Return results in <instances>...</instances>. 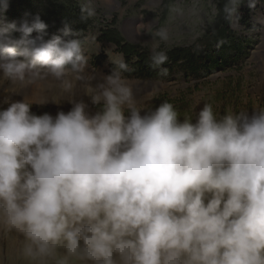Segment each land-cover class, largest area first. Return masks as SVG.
Segmentation results:
<instances>
[{"label":"clouds","instance_id":"9594fccd","mask_svg":"<svg viewBox=\"0 0 264 264\" xmlns=\"http://www.w3.org/2000/svg\"><path fill=\"white\" fill-rule=\"evenodd\" d=\"M81 12L96 15L92 0ZM47 27L0 24V235L20 238L26 264H264V107L197 100L182 117L139 94L123 60L87 72L82 39Z\"/></svg>","mask_w":264,"mask_h":264},{"label":"rangeland","instance_id":"374dc122","mask_svg":"<svg viewBox=\"0 0 264 264\" xmlns=\"http://www.w3.org/2000/svg\"><path fill=\"white\" fill-rule=\"evenodd\" d=\"M165 0H92L96 15L90 17L93 25L88 31L84 53L87 59L86 71L99 77L107 74L116 66L117 61H126L112 44L100 41L102 29L117 20L116 27L133 44L152 52L165 51L174 47H190L202 39L212 25L218 9V0H178L170 10L165 22L161 20L160 9ZM81 4L84 0H80ZM250 17L253 28L249 29L236 21L234 31L244 39L246 52L242 61L230 69H221L210 77L191 80L184 72L167 78L144 80L123 75L141 95L147 96L151 105L160 103L161 98L177 104H186V111L195 117L199 110L197 100L215 103L217 109L242 110L252 107H264V0H254ZM160 28L168 31V40H161L156 33ZM106 55L108 60L100 66H94V56ZM79 95H83L82 91ZM5 93L0 89V107ZM13 100L22 99L21 95H12ZM85 100L88 98L85 96ZM70 105L48 103L43 106L33 104L36 114L58 110L67 111ZM92 111H95L92 108ZM20 238L13 235H0V264H26L21 255Z\"/></svg>","mask_w":264,"mask_h":264},{"label":"trees","instance_id":"16d2710c","mask_svg":"<svg viewBox=\"0 0 264 264\" xmlns=\"http://www.w3.org/2000/svg\"><path fill=\"white\" fill-rule=\"evenodd\" d=\"M178 0H165L161 9V20L165 22L169 16L172 5ZM254 0H218L217 15L208 28L206 35L195 45L190 47H174L165 50L168 59L163 65L156 66L152 63L151 53L138 45L129 43L122 33L117 29V20L107 25L101 31L100 41L115 46L119 53L125 58L128 65L126 75L131 78L144 80H155L167 78L184 72L191 80H201L210 77L218 70L233 68L245 57L244 39L234 31L235 22L238 21L245 27L252 29L253 24L250 17L251 7ZM234 6L235 11L231 17L225 13V6ZM39 14L41 19L48 25L47 36L63 35L62 29L67 24L71 28V35L64 39L81 38L86 44L88 31L93 25L91 18H85L81 12L80 0H9V7L6 11L0 12V24L10 21H21ZM19 37V33H14ZM37 33H32L35 37ZM108 60L106 55L94 56V66H100ZM172 102L181 116H194L186 111V104H177L161 98L163 101ZM215 101L211 103L214 111L222 115L227 110L217 109Z\"/></svg>","mask_w":264,"mask_h":264}]
</instances>
